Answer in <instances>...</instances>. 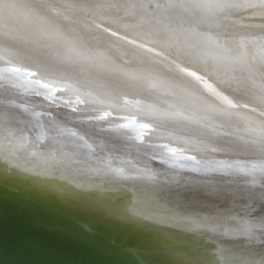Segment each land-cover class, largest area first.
Returning <instances> with one entry per match:
<instances>
[{"label":"bare ground","instance_id":"bare-ground-1","mask_svg":"<svg viewBox=\"0 0 264 264\" xmlns=\"http://www.w3.org/2000/svg\"><path fill=\"white\" fill-rule=\"evenodd\" d=\"M36 2L0 0V5L16 6L10 12L0 7V52L11 39L22 60L33 48L59 58L64 49L47 35L55 27L79 37L96 59L67 80L89 101L76 113L61 100L51 103L22 88L0 92L5 102L28 104L27 113L14 109L19 119L45 125L27 133L26 146L0 152V264H264L259 229L249 241L241 233V221L231 219L245 216L256 223L264 216V178L235 171L237 162L260 159L246 141L248 127L260 123L264 0H227L235 6L198 13L155 8L185 0H43L51 7L41 12L33 9ZM169 36L224 55L221 72L229 76L233 58H239L236 79L250 76L256 87L248 91L241 84L234 90V82L229 94L249 108L238 109L239 115L228 119L210 116L196 91L203 86L191 77L177 78L171 61L201 74L207 66L194 56L177 58ZM4 67L0 61V69ZM128 73L140 79L128 80ZM185 87L196 94L186 95ZM88 92L92 95H85ZM121 96L140 100L141 109L154 105L161 112L182 115L167 117L156 132H145L140 144L130 138L137 134L133 127L108 130V125L126 122L121 117L135 116L139 122L145 115L136 105L123 106ZM98 98L104 103L92 102ZM110 105L116 111L106 121L83 122L86 115L95 114L92 108ZM37 110L52 116L37 118L32 115ZM53 119L58 127H48ZM67 129L88 133L94 150L80 147L73 152ZM169 142L187 147V154L199 163L183 161L185 166L179 167L153 160L160 153L156 145ZM220 161L233 169H218ZM245 205L257 219L245 215Z\"/></svg>","mask_w":264,"mask_h":264},{"label":"snow or ice","instance_id":"snow-or-ice-1","mask_svg":"<svg viewBox=\"0 0 264 264\" xmlns=\"http://www.w3.org/2000/svg\"><path fill=\"white\" fill-rule=\"evenodd\" d=\"M235 5L229 4L227 0H185L180 4L167 3L166 5L156 4L155 8H185L191 10L193 13H198L201 11L209 10H219L224 11L228 8L234 7ZM6 11H11L16 6L11 3H4L0 5ZM50 5L43 3V0H37L33 9L37 12L43 11L45 8H50ZM130 8L141 7L144 5H129ZM99 27V26H98ZM104 31H109V29H104ZM191 32V30H189ZM47 35L56 40L60 46L64 49V55L57 57H51L47 52L43 51L41 48H33L27 50L23 53L24 59H20L21 53L18 51L17 44L11 39L5 41V46L3 51L0 52V61H4L5 67L0 69V92H6L9 89L22 88L25 93H30L35 96H43L45 100L56 103L58 100L63 101L67 104L73 113L79 111L78 106L88 103L77 88H74L71 84L67 83V80L71 78L73 74L79 75V69L81 66L86 64H91L95 61V57L90 53V51L84 46L79 37H75L71 34L65 35L60 31L59 28H52ZM112 36H116V32H111ZM194 35V34H193ZM125 37H122L124 39ZM172 44L176 45L177 58L180 55H190L194 56L199 62L207 66V70L204 74L198 71L192 70L190 67H181L176 60H172L171 63L175 65L176 77H191L197 84L202 85V89H197L200 93L199 103L201 107L212 117L216 118H232L238 116V109H248L249 104L238 103L229 94V89L233 88V83L237 84L238 90L239 86L243 84L248 91H252L256 87L255 81L249 76L244 81H239L235 77V72L239 67V58H233L231 62L232 76L227 75L226 72H221L226 57L222 54H213L208 52L199 46L198 42H193L190 40H173L169 36ZM130 43H135V41H130ZM140 47H146V45L141 44ZM148 52H155V48H148ZM157 56H162V52H156ZM27 61V62H25ZM264 69V65H262ZM241 71L243 69H240ZM214 76L215 80H210L208 77ZM223 76V78H221ZM128 80H137L140 77L137 74L128 73L126 74ZM155 83L152 87H156ZM219 86V87H218ZM102 88L103 85H100ZM185 94L188 96L195 95L196 92L192 91L191 88L185 87ZM57 93H70L68 99H64L63 96H58ZM85 95L91 96L92 93L88 92ZM123 106L136 105L138 111H144L145 115L141 118L139 122L135 116L129 118L127 116L121 117L122 120L126 121L124 123H115L108 125V130H121L133 127L137 134L134 137H130L133 140L139 141L140 144L144 143L145 132H156L159 127L163 126V121L169 116H181L182 113L179 112H161L154 105H147L144 109H141L140 100H129L125 96H121ZM259 117L260 123L258 126L248 127L249 137L246 141V147L252 151H258L260 153V159L257 162H248L241 164L237 162L235 165V171L239 173H244L249 176L259 175L264 178V70L261 72V79L259 83ZM93 103H104L102 98H98ZM14 109H22L24 113L28 112V104L26 102L16 103L15 100H9L5 102L0 99V152H8L13 150H18L24 147L29 142L27 133L31 131L32 128L38 127L44 129L45 125L37 120L36 124H32L29 120H21L18 118ZM116 111L115 105H110L108 107L92 108L91 112L94 115H86L83 118V122H94V121H106L109 117L113 116ZM252 113L257 112V108L253 107L251 109ZM32 115L39 118L45 115L51 117L52 113L43 110L33 111ZM190 119V117H188ZM247 121V117L244 118ZM22 124L24 127H17L16 125ZM48 127H58L55 120L53 119ZM106 129H101L105 131ZM70 137L73 139L69 140L72 145V151H76L80 147H87L93 149L92 144L89 142L91 137L88 133L83 135L79 134L77 131L72 129H67ZM19 133V135H17ZM63 130H61V133ZM42 138L38 136V139ZM160 149L159 155H153L152 159H159L163 164H173L179 165V167H184L183 161H192L199 163L195 155H188L189 149L185 146L174 147L171 142L165 144L156 145ZM212 151H217L213 148ZM218 169L229 170L233 169L232 164H226L223 161L218 162ZM197 169L193 168V171ZM117 173L122 174V169H116ZM253 179L252 183H255ZM261 189L264 190V184H261ZM261 203H264V197L261 198ZM246 216L252 217V219H257L253 215V211L249 205H245ZM231 219H236L241 221L242 235L249 241L256 238V229H259V237L264 239V216L258 218L256 223L251 220L246 219L245 216L231 217ZM236 264H243V262H236Z\"/></svg>","mask_w":264,"mask_h":264}]
</instances>
